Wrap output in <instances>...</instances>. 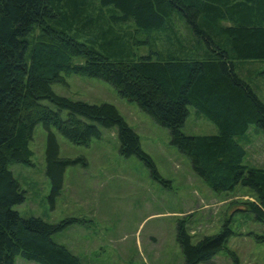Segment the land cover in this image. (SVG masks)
Here are the masks:
<instances>
[{
    "label": "trees",
    "instance_id": "16d2710c",
    "mask_svg": "<svg viewBox=\"0 0 264 264\" xmlns=\"http://www.w3.org/2000/svg\"><path fill=\"white\" fill-rule=\"evenodd\" d=\"M96 1L105 21L100 9L93 12V0H0V264H13L15 256L37 264H84L51 239L74 218L52 223L22 217L12 208L24 196L8 166L28 163L37 123L47 130L44 174L50 200L59 193L65 166L75 160L58 156L49 127L77 145L98 137L97 126L115 127L119 154L136 156L152 178L164 183L114 106L51 91V83L62 81L60 72L110 84L118 96L167 129L170 143L212 192L240 185L253 193L255 202H245V210L264 224V168L243 164L239 141L250 126L264 135V102L239 69L244 62H264V0ZM124 24L131 34L115 31ZM130 41L146 46L149 54L133 59ZM188 107L216 131L183 134ZM228 234L224 227L191 243L184 221L178 220L181 264L207 262Z\"/></svg>",
    "mask_w": 264,
    "mask_h": 264
},
{
    "label": "rangeland",
    "instance_id": "374dc122",
    "mask_svg": "<svg viewBox=\"0 0 264 264\" xmlns=\"http://www.w3.org/2000/svg\"><path fill=\"white\" fill-rule=\"evenodd\" d=\"M93 7V12L98 13L96 0ZM100 11L105 21V12ZM114 29L117 33L133 32L128 24ZM129 46L133 59L149 54L146 46L132 42ZM245 64L254 69L242 70L243 75L264 100V62ZM60 75L62 81L51 83V91L71 100L114 106L136 133L140 149L151 159L164 183L152 178L136 156L119 154L115 127L97 126L99 136L86 145L73 144L49 127L58 156L75 160L65 166L59 193L50 200V183L44 174L47 130L37 123L28 144V163L8 166L24 196L21 203L12 207L20 216L52 223L74 218L51 239L84 264H181L182 255L175 239L178 220L184 221L191 243L224 227L229 231L222 249L207 262L198 264H264V224L256 221L244 206L245 202H255L253 193L240 185L229 192H212L193 173L188 158L170 143L167 129L155 124L134 102L118 96L101 79L74 72ZM40 103L55 109L47 100ZM65 114L64 110L59 112L61 118ZM180 130L186 135L216 131L210 121L191 107ZM239 141L245 150L243 164L264 168V135L250 126L245 139ZM80 159L85 161L84 165ZM13 264L37 263L15 256Z\"/></svg>",
    "mask_w": 264,
    "mask_h": 264
},
{
    "label": "crops",
    "instance_id": "0c3cea01",
    "mask_svg": "<svg viewBox=\"0 0 264 264\" xmlns=\"http://www.w3.org/2000/svg\"><path fill=\"white\" fill-rule=\"evenodd\" d=\"M249 63H254V62H257V61H248ZM245 65V66H244ZM239 69L240 70H248L249 69V71L250 72H252L253 71V69H254V67L251 65V64H249V65H246L245 64V62L244 63H242V64H239ZM263 102H264V100H262Z\"/></svg>",
    "mask_w": 264,
    "mask_h": 264
}]
</instances>
